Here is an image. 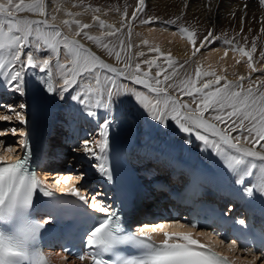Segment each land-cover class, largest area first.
I'll return each instance as SVG.
<instances>
[{"label": "snow or ice", "instance_id": "obj_1", "mask_svg": "<svg viewBox=\"0 0 264 264\" xmlns=\"http://www.w3.org/2000/svg\"><path fill=\"white\" fill-rule=\"evenodd\" d=\"M257 3L264 8V0H257ZM206 7L211 10V0H206ZM247 7L245 4L244 8ZM60 10V7L56 8L57 12ZM88 10L93 13L101 11L91 6L85 8V11ZM46 11V0H0V87L20 96L31 91L37 109L44 108L49 102L63 101L71 91L74 93L72 101L78 103L88 117L96 119L98 110H103V120L97 125L95 137L80 144L82 155L85 159L95 160L92 167L102 177L112 180L110 132L115 123V113L119 107L126 106L124 119L129 128L136 126L139 129L141 117H144L154 122L157 131L164 135L172 131L171 125L174 124L177 131L189 137L185 143L190 144V137L194 134L204 149H210L223 168L236 177L235 183L243 186L247 196L258 193L264 197V80L244 86L245 80L252 81V73L258 71L253 66L255 39L250 50L231 40L225 41L242 58L247 57V66L251 69L247 77L241 75L236 80H229L227 75L217 74L215 70H202L199 64L194 73L185 72L181 76V70L188 61L178 64L171 52L165 53L158 45H149L147 39L141 41L142 45L148 46L149 52L159 55L133 66V56L128 52L133 47L130 40L132 22L145 11V0H137L130 18L125 10L119 27L101 19L100 15L92 16L93 24L84 23L76 18L81 13L67 11L66 15L71 18L64 19L62 23L70 31L75 26L71 36L53 23L56 15H51L49 19ZM23 13L35 14L42 19H32L21 15ZM179 19L177 17L168 23L175 24ZM153 22L155 18L152 17L141 21L144 24ZM260 22L261 32H264V16H261ZM243 23L242 16L241 32ZM93 26L106 31L99 36L92 35L88 29ZM125 29L127 38H124ZM177 31L192 45L193 58L219 39L212 29L199 40L195 29L181 25ZM105 38L117 40L120 50H117L113 39L106 43ZM81 39L95 43L106 50L108 56L114 55L122 66L107 63L82 44ZM41 45L50 53L43 60L34 55L43 51ZM61 51L70 57L68 62H61ZM224 54L227 56L228 48ZM135 55L144 57L145 53L141 51ZM159 57L164 58L167 68L157 63ZM141 63L148 70L142 71ZM153 68L159 69L154 76L151 75ZM33 69L39 71L29 74ZM53 70L62 79L59 87L54 83ZM104 70L106 72L101 76ZM118 78L142 85L147 91L124 85ZM26 107L23 103L18 106L0 104V108L10 113L0 116V121L10 122L14 114L17 121L26 124L27 120L22 115ZM9 133L16 135L17 129L12 127L0 131V138ZM22 135L21 158L7 163L5 157L0 156V264H49L45 255L36 249V241L45 223L33 219L32 210L38 194L53 197L54 193L30 170L32 149L27 134ZM3 142L0 139V143ZM60 191L87 203V198L75 185ZM100 212V216L93 218L94 226H90L84 236L85 248L89 251L79 255L81 261L88 257L92 264H233L225 256L200 244L190 231H165L164 224L156 227L145 224L132 231L125 227L119 212L112 210L111 205L105 204ZM49 219H52L51 215ZM238 223L244 224L245 221L239 220ZM191 227L196 228L197 225L193 223ZM158 230L164 234L159 243L152 239V233ZM234 245L233 241L230 247ZM122 248L131 251L123 254ZM106 254L110 255L106 258Z\"/></svg>", "mask_w": 264, "mask_h": 264}, {"label": "bare ground", "instance_id": "obj_2", "mask_svg": "<svg viewBox=\"0 0 264 264\" xmlns=\"http://www.w3.org/2000/svg\"><path fill=\"white\" fill-rule=\"evenodd\" d=\"M217 3H219L218 9ZM79 4H81V0H46V14L49 19L51 15H56L57 19L53 23L59 25L60 30L63 33L71 36L75 30V26H73L72 31H70L69 28L62 23L64 19L71 18L66 15L67 11L81 13V15L76 18L80 19L84 23L93 24L94 22L92 20V16L100 15L101 19H104L109 23H114L117 27H119V22L123 13L126 10L128 18H130L132 11L136 8L137 0H82L81 5L84 6V10L83 6H80ZM245 4L248 5L246 9L244 8ZM107 5L113 7L114 10L110 11L104 9ZM88 6H91V8H103H101L99 13H93L91 10L85 11V7ZM57 7H60L61 9L58 12L56 11ZM116 8L117 10H115ZM79 10L81 12H78ZM182 12L183 15H181ZM21 15L28 16L32 19H42V17L31 13H23ZM144 15H150V17L155 18V22L149 24L141 23L142 20H147L149 18V16L145 17ZM242 16L244 17V23L243 31L241 32ZM261 16H264V8H261L258 5L257 0H211V10L206 7V0H145V11L139 13L138 18L132 22V35L130 40L133 44V58L135 60V58H137L135 54L141 52L142 49L148 50V46H144L141 43L142 40L147 39L149 41V45H158L161 51L165 53L171 52L172 57L178 62V64H184L185 61H188V63L185 64L184 69L181 70V76H183L185 72L194 73L197 64H199L202 70H215L217 74L227 75L229 80H236L237 77L241 75L247 77L251 72V69L247 66V57L242 58L239 52H234L231 46L225 44V41L231 40L233 43L245 47L246 50H250L253 40L255 39L256 51L253 53V66L255 68L264 69V56H261V53L264 52V32H261ZM177 17H180V19L176 20L175 24L168 23L169 21L175 20ZM181 25H186L189 29H196V38L198 40L207 35L209 29H212L214 31V35L219 39L210 44L207 50L202 49L201 52L193 58L191 55L193 50L192 45L188 42L185 36H182L177 31V28ZM249 29H251V31H249ZM88 31L92 35L99 36L101 32L106 31V29L102 30L98 26H93L88 29ZM245 37L247 38L246 41ZM124 38H127V29L124 30ZM111 39L114 40V38ZM113 42L116 43L117 50H120L118 41L114 40ZM81 43L92 52L99 55L107 63L113 64L114 66L122 65L121 62L116 61L114 55L108 56L107 52L100 49L95 43L86 39H81ZM41 47L43 48V45H41ZM226 48H228L227 56L224 54ZM129 51L130 50L128 49V52ZM153 54H156L157 56L159 55L157 53ZM34 55H36L39 60H43L48 58L50 53L46 48H43L42 52L34 53ZM122 55H124V53H122ZM60 59L61 62H68L70 57L66 56L64 52L61 51ZM159 60L161 64L165 67L167 66L163 57H159ZM237 61L240 62L237 63ZM134 64L135 61L133 62V65ZM142 67V69L147 70L146 65H142ZM53 71L54 83L58 85L57 82H60L62 79L58 75H55V70ZM156 71H158V69L153 70L154 73ZM105 72L106 70L102 71L101 76H103ZM262 73L263 72L261 71L252 73V81L246 79L244 86L247 87L250 82L264 80V76L261 75ZM118 79L119 82L124 85L135 87L141 91H147V89H144L142 85H136L126 78ZM199 83L200 82L198 81V84ZM0 89L8 94V96H11V98L12 96L15 98L21 97V103L26 104L25 95L20 96L14 92L5 90L3 87H0ZM72 94L74 93L71 91L66 94V98L63 100L64 109L61 112V117H59V119L65 122L69 126V129L74 131L77 135L82 133L84 130L83 126L79 128L73 126L74 122L79 121V126L84 125L89 128L90 135L94 134L95 137L97 125L102 123L104 111L98 110V116L96 119L88 117L82 110V107L78 103L72 101ZM173 94L179 95L178 93ZM182 99L188 98L182 97ZM12 100H14V98ZM125 111L126 106L119 107L118 111L115 113V118L117 116L124 115ZM23 115L26 118L25 111ZM50 119H53L51 118V115ZM53 123L54 119L51 122V128L55 126ZM145 123L147 127L145 126ZM145 123L143 124L141 119L139 129L136 127L137 136L131 148L133 161H138V167L136 168L141 169L142 167L149 165V162L150 164L155 162L158 164L157 168H161V170L164 169L162 171V175L160 176H164L166 175V172H170L169 175L172 177V180L177 172L184 174L189 170L196 172L199 171L202 173L203 183L208 188L212 189L213 183L220 180L221 185L219 190H217V193L237 201H239L240 196L243 195L246 198V206L253 208L254 204L257 203L255 212L258 211L257 213L259 216L264 218V197L258 193L251 197L247 196L243 191V186L235 183L236 177L223 168L218 161V158L215 157L211 150H205L201 141L195 142L193 140L195 139L194 134L190 137L193 142L188 144L184 142L189 138L187 134L177 131L174 124L171 125L172 131L169 134L164 135L163 133L157 131V126L154 122L146 119ZM145 128L146 131L144 133ZM233 135H236V133H233ZM262 143H264V141H262ZM189 147H194L199 150V154L193 157L190 153L191 151H187ZM59 149L60 147H58L57 150ZM15 154L16 153L11 151L10 148L0 151V155H4L6 158ZM176 155L179 159L175 158ZM180 155H184L183 158L186 159H183ZM135 157H137V159H135ZM201 164H204L203 169H200ZM54 169L56 172L69 174V177H67L69 184H67L68 187L73 186L74 175L68 171L69 169L59 167V165L55 166ZM145 171L142 172L145 173ZM172 173L174 174L173 176L171 175ZM190 232L193 238L200 242L210 240V238H208L204 233ZM211 242H214V240H211ZM224 249L227 252H230L231 248L224 247ZM231 254H233V252H231ZM47 255L50 264H85L81 260L68 259L59 251L49 250ZM235 257V264H262L256 262L257 258L247 254L245 256L243 254H237Z\"/></svg>", "mask_w": 264, "mask_h": 264}, {"label": "rangeland", "instance_id": "obj_3", "mask_svg": "<svg viewBox=\"0 0 264 264\" xmlns=\"http://www.w3.org/2000/svg\"><path fill=\"white\" fill-rule=\"evenodd\" d=\"M80 6H83L81 4H79ZM86 8V7H85ZM97 8V7H96ZM98 8H103V7H98ZM104 9H107V10H110V11H113L114 8L107 5ZM83 10H84V6H83ZM117 10V8L115 9ZM78 12H81L80 10ZM146 15V14H145ZM144 15V16H145ZM150 17V15H147L145 17ZM185 27H188L185 25ZM191 27V26H190ZM191 29V28H190ZM192 30V29H191ZM196 30V29H195ZM197 31V30H196ZM109 39L111 38H105V42H109ZM114 41V40H113ZM115 43V42H114ZM100 48V47H99ZM102 49V48H100ZM104 50V49H103ZM129 53L133 56V53H132V48L129 49ZM106 51V50H105ZM141 51H143L145 53V56L144 57H138L133 58V61L132 63L135 61V63L137 62H140L141 60H144V59H151L153 56H157L156 54H153L151 52H149L148 50L146 49H142ZM157 63L158 64H161L159 58L157 59ZM142 65H144L143 63H141V70L142 71H146L144 69H142ZM162 66H164L163 64H161ZM122 66V65H121ZM134 66V65H133ZM165 67V66H164ZM167 68V66L165 67ZM156 68H153L152 71H151V75H155V73L153 72V70H155ZM258 69V71L260 72H263L261 75L264 76V69H260V68H256ZM260 69V70H259ZM148 70V69H147ZM159 70V69H158ZM168 71H171L170 69ZM257 71V72H258ZM163 75V73H162ZM57 86H61L62 85V80H60V82H57ZM199 86V84H198ZM13 97V96H12ZM11 98V97H10ZM12 101V100H10ZM15 102V101H14ZM14 102H9V104H14ZM61 102V103H60ZM17 102H15L14 105H17L16 104ZM19 103L21 104V100L19 101ZM18 103V105H19ZM54 106H53V111L55 114H58L59 112L62 111L63 109V106H62V103L63 101H55L54 102ZM64 104V103H63ZM17 105V106H18ZM80 107V106H79ZM0 116H4V115H9L10 113L6 112L4 109H1L0 110ZM23 113V112H22ZM80 113V112H79ZM25 115V114H24ZM61 117V116H60ZM56 118V117H55ZM59 119V117L57 118ZM142 121H143V124L145 123L146 121V118H142ZM21 126L22 124L17 121L14 117V114H13V119L10 121V122H6V121H0V131H3L4 129H9V128H12V127H15L17 129V133L16 135H12V134H8L6 137H3V138H0V139H3V143H0V151L1 150H5V149H8L10 148L11 150H14L16 151L18 148H19V143H20V139H21ZM145 126L147 127L146 123H145ZM146 131V128L144 130V133ZM94 137V134L89 136L87 139H90V138H93ZM195 142H199V140H197L196 138L193 139ZM192 140V142H193ZM154 142V141H153ZM194 150H193V149ZM73 149H78V151H73ZM188 149V148H187ZM191 152H190V151ZM188 152L191 153V155L194 157V156H197L199 153V150L195 149L194 147H189V149L187 150ZM186 152V151H184ZM189 153V154H190ZM62 154H63V165L66 169H69V172L73 173V175L75 176L74 177V184L75 186L78 188V187H82V189H80L83 194L87 195V197H95L98 193L100 194V191L98 190V172L92 167V164L95 163V160H89V159H85L84 156L82 155V149L80 148V146H75L74 148H70L68 149L67 151H62ZM175 157V156H174ZM180 157H184V155H180ZM191 157V156H190ZM175 158H178L179 157L176 155ZM180 158V159H182ZM188 158V157H187ZM183 159H186V158H183ZM60 167V166H59ZM97 197V196H96ZM249 258V257H248Z\"/></svg>", "mask_w": 264, "mask_h": 264}]
</instances>
